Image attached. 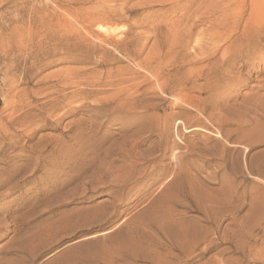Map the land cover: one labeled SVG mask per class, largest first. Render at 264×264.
<instances>
[{"label": "rangeland", "instance_id": "374dc122", "mask_svg": "<svg viewBox=\"0 0 264 264\" xmlns=\"http://www.w3.org/2000/svg\"><path fill=\"white\" fill-rule=\"evenodd\" d=\"M213 1L0 0V264H264V32L213 57Z\"/></svg>", "mask_w": 264, "mask_h": 264}, {"label": "bare ground", "instance_id": "6f19581e", "mask_svg": "<svg viewBox=\"0 0 264 264\" xmlns=\"http://www.w3.org/2000/svg\"><path fill=\"white\" fill-rule=\"evenodd\" d=\"M202 1H203V3L206 2V0H202ZM211 3H212L211 9L213 11L211 12V10H210V12H208V13H212V18H215V19L213 21L211 20L210 27L207 30H205L204 32H202L200 35L203 36V39L201 40L202 42L204 40H208L210 42V43L209 42L208 43L212 44L213 48H216V50H214V54H213L214 56L213 57H216L217 54L220 53L219 49L221 50V47H222L221 45H223L222 43H224V42L226 43V42L231 41L230 42L231 45L228 44L229 46L226 47V49L223 51L222 57L225 60H227V58H228V56H226V54L228 53L227 51H229V49L233 45L238 44L237 46H239V48L245 49V47L250 46L254 41H256L258 38H260V36L264 32V0H227V2H225V0H219L217 2L213 1ZM206 15H207V13H206ZM105 31H107V29H105ZM114 33H115V31H114ZM239 42H241L240 45H239ZM204 44L205 43L203 42L202 46ZM203 48H205V47H203ZM196 49H197V47H196ZM205 49H204L203 53H206ZM57 99H59V98H57ZM169 232L174 237H177V238L181 237L180 227L178 225L170 227ZM176 243H178V242H176ZM159 248H161V247H159ZM145 257L146 256H144L143 258H145Z\"/></svg>", "mask_w": 264, "mask_h": 264}]
</instances>
